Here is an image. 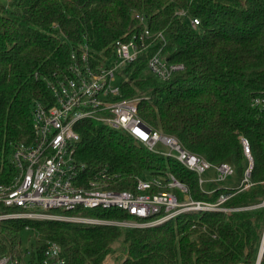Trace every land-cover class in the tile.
Returning <instances> with one entry per match:
<instances>
[{"label": "trees", "instance_id": "1", "mask_svg": "<svg viewBox=\"0 0 264 264\" xmlns=\"http://www.w3.org/2000/svg\"><path fill=\"white\" fill-rule=\"evenodd\" d=\"M191 19L199 21L196 28ZM134 38L147 49L122 68V98L139 99L144 123L175 137L183 149L213 167L232 164L239 183L247 168L240 137L246 138L253 185L240 190L239 183L210 182L205 188L174 158L125 131L85 121L75 128L80 135L75 156L86 176L106 170L107 188L135 191L137 178L170 173L194 201L215 203L231 193L223 207L236 210L185 213L148 228L11 219L0 222V256L21 255L20 234L29 230L34 257L56 242L65 264H104L117 242L120 264H255L264 209L250 207L264 200V110L251 102L264 93V0H0V185L15 176L14 146L33 140L34 103L52 105L45 79L65 74L73 51L87 47L92 63L100 64L113 60L117 41ZM159 50L169 64L183 65L166 82L147 68ZM79 213L129 217L115 209L63 212Z\"/></svg>", "mask_w": 264, "mask_h": 264}, {"label": "built area", "instance_id": "2", "mask_svg": "<svg viewBox=\"0 0 264 264\" xmlns=\"http://www.w3.org/2000/svg\"><path fill=\"white\" fill-rule=\"evenodd\" d=\"M143 22V18H140ZM191 25H199L191 19ZM145 26L144 36H150ZM147 49L137 39L117 41L110 64H93L87 47L71 53V63L65 74L51 80L45 79L52 95V105L36 101L32 109L33 140L19 143L13 148L11 162L15 176L10 184L0 185V222L11 219L54 220L76 224L106 225L122 228H148L169 222L185 213L224 212L236 209L223 207L232 196L223 194L215 203L194 201L187 187L174 175L137 178L135 191L107 188L106 170L86 176V166L76 159L80 135L75 130L82 122L94 120L110 128L125 131L136 141L155 151L158 144L170 149L169 157L196 173L199 184L224 183L235 176L229 162L213 167L207 160L183 149L172 136L150 128L139 116V99H123L118 70L135 62ZM147 68L160 81H169L183 69L181 64H169L162 51H157L147 62ZM252 107L264 110V93L254 97ZM247 168L239 183L240 190L249 189L254 167L252 150L248 140L240 137ZM214 170L212 179L204 174ZM181 194V197L177 194ZM263 208L264 200L257 206ZM87 211L115 209L128 218L105 220L88 216L52 215L32 210ZM22 255V256H21ZM19 254L0 256V264H65L61 246L48 242L41 258L34 257L32 249ZM255 264H264V231Z\"/></svg>", "mask_w": 264, "mask_h": 264}, {"label": "rangeland", "instance_id": "3", "mask_svg": "<svg viewBox=\"0 0 264 264\" xmlns=\"http://www.w3.org/2000/svg\"><path fill=\"white\" fill-rule=\"evenodd\" d=\"M112 61L108 58H104L100 64H110ZM118 83L120 82V75L122 74V69L118 70ZM155 152L161 153L163 154L165 157H168L170 155V149L163 146L162 144H158L155 148ZM215 176V171L214 170H209L204 174V179H212ZM239 183V181L235 178H230L226 181V185L228 186H235ZM208 183L205 184V188H208ZM32 212L35 213H44V214H52V215H65L63 214L64 210L63 209H59V210H44V209H35L32 210ZM77 216H85L82 213L79 214H75ZM20 238H21V246L24 250L30 248L35 239L32 235V232L29 230H24L21 232L20 234ZM0 247H1V241H0ZM114 249H116V252L114 253V255L112 257H109L104 264H120L119 259L117 258L121 253H120V249H121V243L117 242L114 244ZM22 256V255H21Z\"/></svg>", "mask_w": 264, "mask_h": 264}]
</instances>
